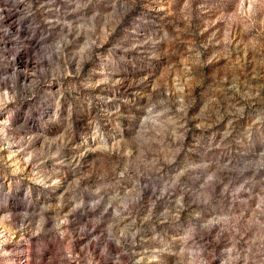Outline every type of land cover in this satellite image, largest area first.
<instances>
[{"label":"rangeland","instance_id":"1","mask_svg":"<svg viewBox=\"0 0 264 264\" xmlns=\"http://www.w3.org/2000/svg\"><path fill=\"white\" fill-rule=\"evenodd\" d=\"M0 264H264V0H0Z\"/></svg>","mask_w":264,"mask_h":264}]
</instances>
